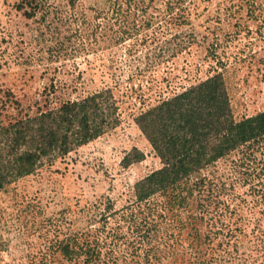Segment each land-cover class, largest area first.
Listing matches in <instances>:
<instances>
[{"label": "rangeland", "instance_id": "obj_1", "mask_svg": "<svg viewBox=\"0 0 264 264\" xmlns=\"http://www.w3.org/2000/svg\"><path fill=\"white\" fill-rule=\"evenodd\" d=\"M0 0L3 121L109 89L119 123L0 190V264H264V137L202 168L184 210L135 200L161 166L134 118L220 74L234 120L264 110V0ZM136 147L144 158L126 165Z\"/></svg>", "mask_w": 264, "mask_h": 264}, {"label": "trees", "instance_id": "obj_2", "mask_svg": "<svg viewBox=\"0 0 264 264\" xmlns=\"http://www.w3.org/2000/svg\"><path fill=\"white\" fill-rule=\"evenodd\" d=\"M24 6L27 17L38 9L37 0H23L19 7ZM10 101L0 96V190L119 123L117 105L107 88L3 121ZM134 121L161 163L134 183L135 200L145 203L163 197L178 211L190 205L195 174L239 146L264 137V110L234 120L220 74L162 99ZM143 158L134 147L123 161L128 165ZM60 252L69 260L83 256L82 264H98L94 248L72 238L60 246Z\"/></svg>", "mask_w": 264, "mask_h": 264}]
</instances>
